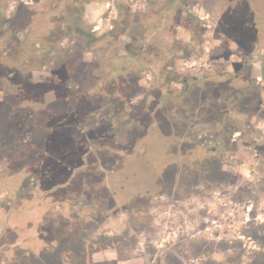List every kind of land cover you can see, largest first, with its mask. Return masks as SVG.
<instances>
[{"label":"rangeland","instance_id":"1","mask_svg":"<svg viewBox=\"0 0 264 264\" xmlns=\"http://www.w3.org/2000/svg\"><path fill=\"white\" fill-rule=\"evenodd\" d=\"M88 2L90 3L86 5ZM223 2V5L215 6L211 11V6H203L202 0H82L80 4L83 7L86 5L85 14H79L77 8H72L67 17L63 18L66 25H61L60 33L52 34L50 50L40 54L41 59H38L40 55L37 57L32 54L37 57L35 64L40 65L30 74L35 82H44L49 77L52 69L61 62L62 54L76 52L72 55L82 57L86 63L98 65V62L103 61V55L99 52L85 54V48L91 47V42H95L96 38L110 32L117 22L121 23L127 33V36L118 39L125 45L123 53L126 56H135L136 51L140 50V61L145 64L140 71L134 73L138 80L141 79L142 92L131 101V108L135 111L137 120L141 119L142 122L127 117L120 103L100 101V88L97 91H93V88L87 90L83 85L88 84V87H91L88 82L94 81L92 78L84 82L82 78L77 77L82 84L83 97L79 94L76 83H68V86L72 85L69 100L66 88L60 90L63 85L59 86L60 89L45 92V88H40L44 95L39 103L31 106L32 108L22 109L21 111H26L25 114L16 111L17 103L14 99L6 97L0 87V159L10 158L12 154L14 156L10 160L12 167L5 169V162L0 164V172H5L0 177V219H5L10 205L14 207L15 212L12 213L11 219H21L23 223L26 220V231L20 232V237L28 239L26 244L30 245L28 253L25 252L27 261L25 257L19 256L18 264H33L31 252L36 254L34 258L38 260L39 254L34 249V246H39L38 242L51 251L57 250L51 256L55 261L62 259L66 264H79L80 256H76L79 253L72 255V252L65 251V247H71L75 237L70 233L60 235L56 230L59 229L57 226H61L60 223H66L65 215L82 227L84 239H80L81 243L85 244L86 241L90 245L94 241L92 239L108 242L114 240L119 250L114 251L124 258L117 264H159V260H162L163 264H223L228 254H234L235 251H217L208 260V257L197 254L194 244L202 241L211 244L238 242L244 240L243 236L250 226H262L260 236L264 237V148H260V151L251 147L253 142L264 143V122L255 121L256 118L251 117L255 116L253 113H248L244 119L236 114L228 115L233 107H236L235 110L253 111L264 102V60L257 58L248 71L240 70L241 59L245 54L253 52V46L246 44L245 38L254 32L256 36H260L264 30V0ZM16 9L15 0H0V35L7 31L10 24L13 27L24 20L21 15H13ZM176 23L179 25L175 26ZM59 36L65 38L59 41ZM12 40L13 47L15 41ZM139 40H150L156 48L152 46L142 50V45L136 44L140 43ZM204 60H207L209 68L203 67ZM160 62H163L161 67ZM3 64L5 66L7 63L1 57L0 77L6 73ZM42 64L47 67H42ZM155 70L161 75L160 80L150 73ZM201 72L205 77H209L211 73L225 74L226 80L223 82L217 76L204 80ZM236 74H242V80L230 78ZM188 75L198 76L201 81L192 87L190 96H181L179 94L182 92V86L177 82L182 83ZM164 85L169 97H165L161 103V110H191L186 113L188 115L185 120L189 130L188 136L194 138L193 135L198 134L200 145L214 143L219 135L215 126L220 121L231 119L232 124L228 123L226 130L230 134H226L225 138H242L250 146L231 144L229 149L218 150L216 156L210 159L213 161L215 175L218 174V166L224 163L239 176L245 185L243 189L227 184L206 188L196 183L199 164L183 168L188 172L183 178V187L189 186L186 191L191 190L194 193L190 197L177 199L171 193L172 188L166 187L168 181L180 170L181 166L175 159L180 151L174 146L173 140L164 139L162 133H159L155 142L146 138L155 128L169 135L170 125L163 118L164 122L159 124L148 116L151 110L157 109L161 99V87ZM102 87L105 89V86ZM12 91L14 90L11 89V94ZM170 95L176 97L170 98ZM212 100L217 103L213 105L210 115L205 116L200 108L209 107ZM69 102L78 108L67 117L63 113L71 110ZM34 106H38V109ZM90 106L93 108L89 109ZM29 111L35 114V120L27 115ZM12 112L15 121L11 119L10 122L6 116ZM57 113L65 118H59L57 124L49 129L47 124L55 122L50 118H56ZM35 122L45 123V129H39L38 124L32 126ZM19 123L31 127L20 129ZM15 128L19 133L18 137L13 134L16 133ZM129 130L133 133H129ZM47 132H51L48 143L43 141ZM38 135L41 137L40 156L44 159L46 171L43 175H48L54 183L58 181L56 186H62L71 181L68 176L74 170L77 179L76 191L56 188L48 194L46 203L38 208L39 212H19L18 210L30 208L37 201L38 194H44L54 186L44 180L39 189L33 191V184L37 183V179L34 180L30 176L36 175L30 170L29 161L21 160L20 155H17L25 152L30 154L34 148L37 149L38 145L30 148V144L33 143L34 136ZM25 140L28 143L22 144L21 141ZM183 152L191 153L195 157L201 154L195 144L188 145ZM145 154H149L148 158H144ZM150 155L158 158V164L153 166L155 172V169L162 166L165 155L168 159L163 167L166 170L159 176L151 171L147 175L140 171L145 163L150 166L157 163ZM61 164L64 165L63 168ZM19 169L29 177L18 186L12 184L14 187L5 188L10 181H14L10 176L11 170ZM251 185H254L252 190L248 187ZM107 186L117 192L122 190L120 197H115L114 200L108 196L104 197L102 192ZM146 189H150L152 194H147L144 198L134 197L138 196L134 192ZM131 200L133 202H130ZM59 203L64 204L65 208ZM33 217L34 222L40 220L36 227L32 226ZM9 219L5 239L11 236L9 228H13V221ZM51 224L55 225L50 227L53 234L46 240L41 239L38 231ZM30 230L32 233L27 234ZM60 237H63L64 241H60ZM4 244L5 242L0 240V264L9 263L8 257L2 253L7 245L1 248ZM262 245L257 240L247 242L243 264H247L256 253H262ZM114 251L110 249L101 252L97 256L94 255V258L112 264L117 258ZM43 258L45 261L47 255ZM83 264L87 262L84 261Z\"/></svg>","mask_w":264,"mask_h":264},{"label":"trees","instance_id":"2","mask_svg":"<svg viewBox=\"0 0 264 264\" xmlns=\"http://www.w3.org/2000/svg\"><path fill=\"white\" fill-rule=\"evenodd\" d=\"M17 2V9L15 13L13 14L15 17L17 15H21L22 17V22L21 24L14 25L13 27L10 26L8 27L7 31L4 33H1L0 35V58L3 57L5 62L7 64H3L5 68V75H2L0 77V87L1 90L5 93L6 97L14 99L15 103H17V108L16 111L18 113H24L26 111H21L25 107H30L33 106V104L39 103L42 95L44 93L40 92V88H45L43 89V92L51 89H60L59 86L63 85V87L60 90H63V88H66V92L68 93L67 99H71L70 92L72 89V85L68 86V83H76L77 84V90L80 92L79 94L83 97L82 93V87L77 79V77L82 78L84 82H88L91 80V78L94 81L88 82L91 87H88V84H84L83 86H86L87 90L90 91V89L93 88V91H97L98 88H100V93L102 94V98H100V101H103L105 103H120L121 106L123 107L122 111H125L127 117H130L132 120H135L136 122H142V120H137L135 111L131 108V101L133 98H135L137 95H139L142 92V86H141V79L138 80V77L134 76L135 71L138 72L140 71V68L142 69L145 64H143L140 61V50L136 51V55L130 56V54L127 56L123 53L125 50V45L121 44L118 39L122 36H127V33L125 32L123 26H121V23H116L114 28L110 30L107 34L102 35L99 38L95 39V42H91V47L85 48V54H88L90 52H99L103 55V61L98 62V65L96 63L91 64V63H86L82 59V57H78V55H72L75 54L76 52H71L68 53V55L62 54L63 57L61 59V62L57 64V67L52 69L50 72L49 77L44 81V82H35V80L32 79V76L30 74L34 69H38L40 65H36L35 60L36 58L42 54L45 50L49 51L50 49V39L52 34H59L61 30V25H66L64 22L63 18L67 17L68 12L73 8L79 10V14L83 13V5L80 4L82 0H15ZM231 6H229V12H230ZM263 13V12H262ZM259 13V14H262ZM62 22V23H61ZM176 25H179V23H176ZM181 25V23H180ZM260 30V29H258ZM257 30V31H258ZM117 31V32H116ZM141 31V30H140ZM145 32V31H144ZM234 32H237L234 30ZM142 33V31H141ZM13 35V36H12ZM137 36V35H136ZM254 36V37H253ZM58 39L59 41L63 40L65 37H61ZM133 38H136L133 36ZM15 41V45L12 47L13 43L11 41ZM151 39V37H150ZM246 44H250L253 46V52L251 54H245L244 58L241 59L240 63L241 66L240 70L242 71H248L251 64H255V60L257 58H260L261 60H264V30L261 31L260 36H256V33L254 34H248L247 38H245ZM7 40V41H6ZM235 41V40H234ZM140 44L142 45V50L143 49H148L155 47V45L149 40V41H140ZM238 42V41H237ZM113 48V50H112ZM156 48V47H155ZM35 50V51H34ZM115 51L114 53L111 52ZM34 51V52H33ZM31 52V53H30ZM88 52V53H86ZM37 55V57L35 55ZM84 54V55H85ZM16 55V56H15ZM83 55V56H84ZM42 55L39 56L38 59H41ZM83 60V62H82ZM263 62V61H262ZM163 65V62L159 63V66L161 67ZM79 66V67H78ZM149 66V65H147ZM42 67H47L46 64H42ZM3 68V69H4ZM7 69V70H6ZM81 73V74H80ZM150 73L152 76H154L155 79L160 80L161 75L158 74V70L153 71ZM200 75L203 77L202 72ZM200 76V77H201ZM218 77L220 78L221 81L226 80V75L225 74H214L211 73L209 77L203 78L204 80H208L211 77ZM242 74H236L232 75L230 78L232 80H242ZM231 80V81H232ZM198 81H201L198 76H186L184 81L177 82L182 86V92L179 94L181 96L183 95H191L192 92V87H195V85L198 83ZM169 83H171L169 81ZM105 86V89L102 87ZM80 86V89H79ZM11 89L14 90L12 91L11 94ZM162 92L161 94V99L159 100V104L157 109H153L149 112L148 116L151 118L150 119H155V122H158L159 124L162 123V118L167 122V124L170 125V130H169V135H166L163 130L159 131V129L155 130L152 132H149L146 135V138L151 140L152 142H155V139L158 138L159 133H162V136L164 139H171L173 140V143L171 145L177 146L179 149V154H177V157L175 158L177 163L181 166L179 171L175 174V177L168 181L166 184V187L172 188L171 193L177 197V199H186L190 197L193 192H187V188L189 186L183 187L184 183V177L188 175L187 170L185 171V168H188L189 166L192 165H198L199 164V170L197 171L196 175V183H199L206 188L211 187H217L218 184L219 186L221 184H227L229 186H234L238 189H243L245 186L243 182H241V179L237 174L232 172L231 170L228 169L227 165L222 163L218 166V174L213 173V161L210 159L212 156H216V153L218 150H221L222 148H230L231 144H242L246 146L247 145L242 138H236L233 136L232 138H225L226 134H230L229 131H226L228 129V123L232 124L231 119H225L224 117L215 127V130L218 128L219 135L217 139L215 140L214 143L211 144H199L200 141H198L199 135H193L194 138H191L188 136V127H186L185 120L186 116L189 113L188 111L191 110H185L181 111L180 109L170 111V110H161V103H163L165 97H169L168 91L166 90V85L161 87ZM39 90V92L37 91ZM161 91V90H160ZM211 93L209 94V96ZM213 95V93H212ZM85 97V95H84ZM176 96L170 95V98H174ZM150 98H152V94L150 95ZM102 99V100H101ZM230 99V97H229ZM240 100V98H239ZM224 101V98H223ZM216 101L212 100L210 102V106L207 108H200L201 112L204 114L210 115V113L213 110V105H216ZM68 105H71L70 102ZM35 107V106H34ZM75 105H71V110H66L64 115L67 117L72 114L73 111L76 110ZM38 109V106L35 107ZM78 108V107H77ZM89 109H92L93 107L90 106L88 107ZM120 107L117 109V112L119 111ZM221 109H224V107H221ZM236 107H233L231 111L228 113L229 116L232 114H236L239 118H245L248 116V113H253L255 116L256 120L255 121H263L264 122V102L262 105L258 106L257 109L249 110V111H244V110H235ZM15 111V112H16ZM38 111V110H36ZM77 111V110H76ZM13 113L11 115H7L6 118L8 120L13 119L15 121V117L13 118ZM41 113V112H40ZM54 113V112H53ZM25 114V113H24ZM55 114V113H54ZM138 114V113H137ZM224 114V112H223ZM222 114V116H223ZM29 117H34L35 120V114L31 113L29 111L27 113ZM64 115H60L59 113L56 114V118L52 117L50 118L52 121V124H47L49 125L48 128H52L53 125L57 124V121L59 118H65ZM232 115V116H233ZM163 116V117H162ZM110 117V114H109ZM154 117V118H153ZM49 119V120H50ZM24 118L22 119V121ZM164 122V121H163ZM47 123V122H46ZM38 124V125H37ZM45 123H33V125H37L39 129L44 128ZM31 125H28L27 127L22 125V123L18 124V127L20 129H26L30 128ZM44 126V127H43ZM69 127V126H68ZM75 128V127H74ZM132 128V126H130ZM74 130V129H72ZM16 133L14 132L13 134L18 137L19 133L17 132V129L15 128ZM240 130L238 129V132ZM133 133L132 130H129V133ZM51 132H47V136L43 138V141L48 143V139L50 138ZM166 135V136H165ZM234 135V134H233ZM20 137V136H19ZM201 137V136H200ZM145 139V137H144ZM33 143L30 144V148H33L37 146L33 151L30 152V154H27L26 152L24 154H17L20 155L21 160H27L29 161V167H31V171H34L36 176L31 175V178H34V180L37 179V183L33 184V191H37L39 189V186L42 185L44 180H47L53 188L51 190L45 191L44 194H38L39 197H37V201L34 202V204L31 206V208H27L24 210H18L19 212H24V211H33L35 214V211L40 208L47 200L48 194L53 192L56 188H63L65 191H76L75 188L77 186V179L75 175V171L72 170L71 174L68 177H71L70 182L64 183L62 186L60 185H55L59 183L58 181H55V183L51 180L48 175H43L46 174V171L44 170V159L41 158L40 156V149L39 148V143L41 141V137L34 136L33 138ZM24 142V144L28 143L27 140L21 141V143ZM243 142V143H242ZM23 144V143H22ZM193 145L195 144V147L197 150H200V155L195 157L193 154H185L183 152L185 149H187L188 145ZM253 149H260L264 148V143L260 144L257 142L252 143ZM252 149V148H251ZM262 149H260L261 151ZM42 151V150H41ZM34 152V154H31ZM182 152V154H181ZM165 153H162L164 155ZM32 155V156H31ZM97 155V154H96ZM154 155V152H153ZM150 155L154 162L153 165H149L145 163L144 166H141L142 168L140 171L143 174H148L150 171L154 174L158 173L157 176L166 169L164 163L167 159L166 155L164 157V161L161 164L162 166L160 169H155L156 172L153 170V166L158 164V158L156 156ZM149 154H145L144 158H148ZM13 154L10 156V158L4 157L3 159H0V164L2 165L5 162V169L12 167V164L10 160L12 159ZM7 160V161H6ZM61 163V162H60ZM58 164V163H57ZM55 165L58 167V165ZM8 166V167H7ZM61 167L63 168L64 165L61 164ZM77 166L75 165V168ZM184 168V169H183ZM34 169V170H33ZM164 169V170H163ZM4 170V169H3ZM10 176H12V180L10 181L9 184L6 185L5 188L8 186H18L23 180H26L25 174H22L21 170H11ZM5 172L1 171L0 172V177ZM23 175V176H22ZM215 175V176H214ZM156 176V177H157ZM46 177V178H45ZM167 182V180H166ZM34 183V181L32 182ZM14 186H13V185ZM37 185V186H36ZM250 190L254 189V185L248 186ZM141 188V187H139ZM104 191L102 192L104 197L108 196L109 199L114 200L117 197H120V194L122 193L121 191H116L113 190L112 187H104ZM183 189V190H182ZM149 191V192H148ZM161 191V190H160ZM7 192V191H6ZM78 192V190H77ZM120 192V193H119ZM125 192V190H123ZM264 193V189L262 191ZM82 193V192H81ZM137 193L138 196L134 197H146L147 194H152L150 189H146L143 191H137L134 192V194ZM140 193V194H139ZM142 195V196H141ZM116 197V198H115ZM134 197L132 199H134ZM42 198V199H41ZM36 200V199H35ZM130 202H133L132 200ZM62 204V203H59ZM65 208V205L62 204ZM10 205V210H7V214L12 216V213H14L15 209ZM65 220L66 223L63 225L60 223L61 226L59 229H56L60 235H64L67 233L72 234L76 240H74L73 244H71V247H65V251L72 252V255H75L79 257L78 262L79 264H83V262H89V264H111L108 262H101L96 260L94 257L97 256L99 253H104L107 252V250L114 251L118 250L116 242L114 240H103V239H92L94 241L91 242V246L88 245L85 242L81 243V240L84 238L82 236L81 229L82 227L78 224V222L74 221V219L69 218V216L65 215ZM3 224V223H2ZM43 224V223H42ZM50 227H55V225H45V227L40 228L38 231L40 233V238L43 240H46L49 238L50 234H53V230L50 229ZM262 227V226H261ZM261 227H254L250 226L248 230H246V233L243 236V239L245 240H239L238 242H220L218 244H211L208 241H202L195 243L194 246L196 247V252L199 255H204L208 257V260L210 259L211 255L217 251H235L234 254H228L225 263L223 264H243L242 258L245 252L246 244L247 242L251 240H257L261 242L264 245V237L260 236V229ZM11 229V228H9ZM15 229V227H14ZM45 230H48L46 233H44ZM0 232L2 233V236L8 234V224H3V227L1 225ZM73 237V238H74ZM5 239V237H4ZM60 241L63 240V237L58 238ZM81 239V240H80ZM64 241V240H63ZM62 241V242H63ZM76 241V242H75ZM22 243V242H21ZM64 243V242H63ZM66 244V243H65ZM75 244V245H74ZM21 245V244H20ZM24 245V244H22ZM262 247L264 248V246ZM8 247V245H6ZM19 249L22 248V246H18ZM30 248L27 249L29 251ZM35 250H40L41 247L39 246H34ZM93 250V251H92ZM119 251V250H118ZM53 252L56 253L57 250L51 251L50 249L47 248H42L41 252L38 256V260H36L34 257H36V254L31 252V257H33V264H48V262L52 263V259L54 260V263L52 264H60L63 262V264H66V262L62 259L55 261V259L51 256H53ZM115 252V251H114ZM25 253V252H24ZM28 253V252H27ZM25 253V255L27 254ZM116 253V252H115ZM117 258L115 262L112 264H117L118 261L123 260L124 258L120 255V253H116ZM47 255V258L45 261L43 260L44 256ZM95 255V256H94ZM22 257L24 256L23 254L21 255ZM25 261H27V258H24ZM36 261V262H35ZM39 261V263L37 262ZM164 262L162 260H159V264H163ZM247 264H264V251L262 253H256L250 260L248 261Z\"/></svg>","mask_w":264,"mask_h":264},{"label":"crops","instance_id":"3","mask_svg":"<svg viewBox=\"0 0 264 264\" xmlns=\"http://www.w3.org/2000/svg\"><path fill=\"white\" fill-rule=\"evenodd\" d=\"M89 3L90 2L86 3V5H88ZM85 6L83 8V10H84L83 11V15L85 14ZM26 210H27V208H26ZM27 212H30V211H27ZM31 212H33V211H31ZM38 212H39V210H38ZM6 215L7 216H5V219L4 220H2V218L0 219V228H1V225L3 227V224H6L7 223V219L8 218H10L9 220H12L13 221V228H11V234H10L11 236L9 238H7V239H4V236H2V233L0 232V240H3L5 242V244L8 245V247L7 246L5 247V244H4L1 247V248H4L5 247L3 249V251H2V253L4 254V256H7L8 257V260H7L9 262L8 264H18V259L17 258L19 256H21L22 254L24 255L23 257H26L27 254L25 255L24 252H27V249L30 246V245H27L26 244L27 241H28V239H22L20 237V232H22V231L25 232L26 231V230H24L25 229V226H26V224H25L26 220H24V223H23V220L21 222V219H13V218L11 219V217H12L11 215H9V214H6ZM33 219H34V217L32 218V226L33 227H36L37 226V222L40 221V220H36L34 222ZM14 227H15V229H14ZM35 230L36 229L34 228L33 231L35 232ZM26 233L29 234V233H32V232L30 230V231H27ZM38 243H39V247H41V249L44 248L43 243H40V242H38ZM22 244H24V245H22ZM18 246H22V248L19 249ZM41 249L40 250H36L37 251V254H40Z\"/></svg>","mask_w":264,"mask_h":264},{"label":"flooded vegetation","instance_id":"4","mask_svg":"<svg viewBox=\"0 0 264 264\" xmlns=\"http://www.w3.org/2000/svg\"><path fill=\"white\" fill-rule=\"evenodd\" d=\"M126 1H131V0H126ZM224 0H202V4L205 7L211 6V9L209 10H214L215 6H221L224 4ZM116 6L118 5L117 3L115 4ZM213 6V8H212Z\"/></svg>","mask_w":264,"mask_h":264},{"label":"built area","instance_id":"5","mask_svg":"<svg viewBox=\"0 0 264 264\" xmlns=\"http://www.w3.org/2000/svg\"><path fill=\"white\" fill-rule=\"evenodd\" d=\"M203 67L204 68H209V64H208L207 60H204Z\"/></svg>","mask_w":264,"mask_h":264}]
</instances>
